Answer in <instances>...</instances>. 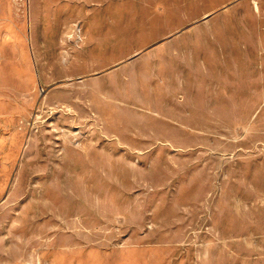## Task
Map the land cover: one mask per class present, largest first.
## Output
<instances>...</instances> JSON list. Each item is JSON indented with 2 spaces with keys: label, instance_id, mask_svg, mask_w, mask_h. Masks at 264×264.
<instances>
[{
  "label": "rangeland",
  "instance_id": "rangeland-1",
  "mask_svg": "<svg viewBox=\"0 0 264 264\" xmlns=\"http://www.w3.org/2000/svg\"><path fill=\"white\" fill-rule=\"evenodd\" d=\"M0 264H264V0H0Z\"/></svg>",
  "mask_w": 264,
  "mask_h": 264
}]
</instances>
